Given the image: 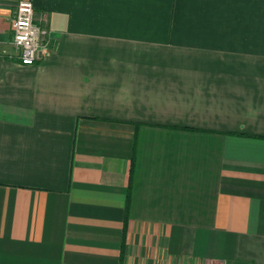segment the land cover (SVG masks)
Listing matches in <instances>:
<instances>
[{
  "label": "crops",
  "instance_id": "crops-1",
  "mask_svg": "<svg viewBox=\"0 0 264 264\" xmlns=\"http://www.w3.org/2000/svg\"><path fill=\"white\" fill-rule=\"evenodd\" d=\"M0 1V264H264V0Z\"/></svg>",
  "mask_w": 264,
  "mask_h": 264
},
{
  "label": "built area",
  "instance_id": "built-area-1",
  "mask_svg": "<svg viewBox=\"0 0 264 264\" xmlns=\"http://www.w3.org/2000/svg\"><path fill=\"white\" fill-rule=\"evenodd\" d=\"M1 1V0H0ZM12 44L23 65H34L51 45L47 15L37 13L31 0H20L12 19Z\"/></svg>",
  "mask_w": 264,
  "mask_h": 264
}]
</instances>
